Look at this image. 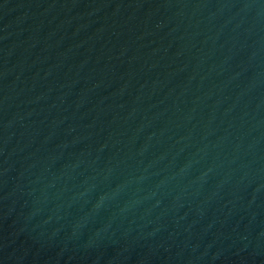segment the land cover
<instances>
[{
  "label": "water",
  "instance_id": "1",
  "mask_svg": "<svg viewBox=\"0 0 264 264\" xmlns=\"http://www.w3.org/2000/svg\"><path fill=\"white\" fill-rule=\"evenodd\" d=\"M0 264H264V0H0Z\"/></svg>",
  "mask_w": 264,
  "mask_h": 264
}]
</instances>
